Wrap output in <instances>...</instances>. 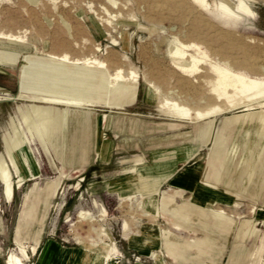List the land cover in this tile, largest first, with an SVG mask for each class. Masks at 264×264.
I'll use <instances>...</instances> for the list:
<instances>
[{
	"label": "rangeland",
	"instance_id": "rangeland-1",
	"mask_svg": "<svg viewBox=\"0 0 264 264\" xmlns=\"http://www.w3.org/2000/svg\"><path fill=\"white\" fill-rule=\"evenodd\" d=\"M116 1L0 0V156L10 162L6 137L17 140L21 135L26 143L21 142L17 154L30 158L23 164L29 176L20 186L19 173L10 166L15 182L11 200L0 178V264H6L9 254L20 256L25 264H87L88 255L98 257L99 264H232L231 253L241 245L247 250L239 264H264V189L257 192L264 186V109L241 106L216 115L209 142L190 155L198 146L200 128L212 117L194 121L169 116L145 82L149 78L162 93L198 96L209 91L205 80L194 77L192 82L174 68L167 47L175 36L185 44L201 45L213 62L226 53L240 61L250 56V61L264 66V0ZM189 53L201 57L196 46ZM55 54L96 57L112 69L133 67L140 75L135 97L112 107L108 102L114 94L99 86L93 68L86 73L63 65L62 78H84L92 96L99 97L94 91L108 96L97 106L66 108L62 146V141L58 144L38 133L28 119L33 103L19 97L36 86L30 79L53 77ZM209 62L208 58L199 67L211 75ZM46 63L49 71L39 72ZM243 71L264 77V69L258 67ZM99 117L100 138L95 131ZM219 135L230 150L221 167L209 160ZM96 139L104 142L102 149L96 148ZM198 166L207 183L184 176L186 169L194 172ZM136 173L160 181L153 197L161 209L167 205L160 214H147L141 205L145 192L130 190L127 177ZM180 175L186 184L174 182ZM190 182L195 186L187 185ZM120 183L130 184L124 194L115 188ZM245 183L251 191L236 188ZM204 188L207 192L200 191ZM216 212L226 218L220 220ZM251 223L254 231L247 232ZM146 225L163 236L158 233V244L142 252L130 236H147ZM164 235L174 241L172 256ZM206 237L214 240L212 253L199 255L197 247L188 249L184 242ZM175 242H181L180 247ZM31 246L37 251L33 253ZM112 246L116 248L111 258L105 259Z\"/></svg>",
	"mask_w": 264,
	"mask_h": 264
},
{
	"label": "bare ground",
	"instance_id": "bare-ground-1",
	"mask_svg": "<svg viewBox=\"0 0 264 264\" xmlns=\"http://www.w3.org/2000/svg\"><path fill=\"white\" fill-rule=\"evenodd\" d=\"M109 1L113 4H117L116 0ZM166 1L178 2V0ZM166 4L169 3L166 2ZM242 6L245 9H248L246 4L242 3ZM106 11L110 13L108 9H106ZM1 36L4 37L2 34ZM7 37L8 36H6V38ZM14 39L17 38L14 37ZM195 46L201 54V57H197L189 53L190 48ZM97 50L100 49L97 48ZM167 55L171 59V63L174 68L187 76V79L192 81V79L196 77V79L201 80L200 82L205 80L207 87L209 88V91L207 89L208 92L202 93V95L198 96H191L190 93L184 94L182 93L183 91H170L162 93L160 88L149 78L146 77L145 79V82H147L149 86V94L154 98H159V105L169 116L179 117L182 119L189 118L194 121H201L212 117L210 123H206L200 128L198 146L190 153V155H196L197 152L209 142L214 124L213 121L215 120L216 115L224 114L233 108L241 106L245 107L246 110H253L257 108L264 109V77L254 76L246 71H243V68L253 70L257 67L258 69L263 70L264 66H258L255 62L250 61V56L249 58H245L247 60L246 63H244L245 59H242L244 62L241 63L242 60L240 61L235 57H230L226 53H223V55L219 53L218 55H221L222 57L219 56L218 60L213 62V59L209 57L207 50H204L201 45L193 43L185 44L176 36L168 44ZM52 58L54 63L53 66H56V70L50 71L52 74L51 76L53 77L46 81H42L41 79H30V83L35 84L36 86H32L29 89L22 91L19 94V97L33 103L29 105L30 107H28V119L30 123L35 126L39 134L44 135L47 139L52 140L53 142L60 144L62 141L63 130L67 120L66 108H90L97 106L100 102L99 100L107 98L108 96V94L106 95L105 93L96 92L94 90V93L98 94L99 97L96 98L92 96L90 94L92 87L89 83H87L88 80H83L84 78L76 81L62 78L61 75L64 71L62 68L63 65L69 64L74 68H83L81 71L86 73H88L89 70L92 71L91 68H93V71L99 75H97L99 77V86H101V88L106 90L108 93L114 94V96L110 99L111 101L108 102V104L112 107L113 105H123L125 102L131 101L136 95L138 85L140 84V75L133 67L126 70L123 66H116L112 69L105 60L98 61V58L96 57L80 58L72 57L68 54H55ZM208 58L210 61L209 65L212 68L211 75L209 73L207 74L199 67L200 64L206 63ZM240 65H242V67H239ZM50 68L51 66L46 63V66L39 68V72H48ZM76 73L80 74V71L78 70ZM206 84L204 86H206ZM89 88L90 92L88 91ZM123 101L124 103H122ZM208 103V106L202 107L203 104ZM59 106H63V108ZM101 120L102 117H99L97 128L98 138H100L99 135L101 134ZM18 133L19 132H17V134ZM20 137H18L17 140L9 137V135L6 137V155L9 157L10 162L7 161L5 156L0 158V178L5 183L4 194L8 200L13 198L15 183L12 181L10 166L12 165L17 173H19L20 177L17 180L18 186L26 177V174L23 173V164L26 163L24 159L17 154L19 145L24 141V139H19ZM220 138L221 135L215 139L213 148L210 151L209 160L215 162L221 167L226 164L224 162L230 150ZM24 142L26 143V141ZM103 146L104 142L98 139V149H102ZM220 158H222L223 161H220ZM27 159H30L29 156H27ZM63 175H65L64 172ZM127 178L129 179L128 182L131 184V191L145 192V200L147 203L155 204L153 208L155 214L158 215L160 212H163L167 205L164 203V206L161 209V206L157 205V203L153 201V197L156 194L160 181H149L145 177H139L138 173ZM81 213L84 214V212ZM172 214L174 217L177 216V212ZM127 226L128 223L126 224V227ZM154 233L158 234L159 232L155 230ZM134 240L135 238L132 236L131 241L134 242ZM21 247L23 254L27 256L28 251L26 247H24V245H21ZM115 248L116 247L113 246L110 247L106 253L105 259L111 258L110 253ZM31 251L33 253L36 252L37 247L31 246ZM6 264H25V262L16 254H9ZM109 264H113V262Z\"/></svg>",
	"mask_w": 264,
	"mask_h": 264
},
{
	"label": "crops",
	"instance_id": "crops-1",
	"mask_svg": "<svg viewBox=\"0 0 264 264\" xmlns=\"http://www.w3.org/2000/svg\"><path fill=\"white\" fill-rule=\"evenodd\" d=\"M22 109V108H21ZM21 109L19 108V111H20V114H21ZM96 131V134H97V130H95ZM5 135L6 134H4V138H3V140H4V143H5ZM78 136V135H77ZM64 140H65V137L62 139V143H61V146L63 145V143H64ZM97 141H95V146H96V148L98 147V139H96ZM74 142V141H73ZM78 141H75L74 142V144H76ZM96 142H97V144H96ZM78 144V143H77ZM77 144H76V146H77ZM5 150H6V143H5ZM5 154H7L6 153V151H5ZM1 157V156H0ZM22 158V157H21ZM22 159H24V161H25V163H27V164H29V162H30V160H28L27 159V156L26 157H24V158H22ZM198 169H199V166H198V168H196V171H194V172H190L189 170H185L184 171V176L186 177L188 174H190V175H192V177H193V180H195L196 181V183H198V182H200V180H201V182L203 183H207L206 182V179H204L203 178V176L201 175V174H198ZM38 174V170L36 169L35 170V175H37ZM32 175V174H31ZM28 176L29 175H26V177L24 178V180H23V182L28 178ZM186 178H183V176L182 175H180V176H177V177H175V180H174V182L175 183H177V184H183L184 185V183L186 184V180H185ZM3 182V181H2ZM23 182H21V184L20 185H22L23 184ZM163 182V181H162ZM4 183V182H3ZM5 184V183H4ZM162 184V183H161ZM189 184H192L193 186H195V182H190V183H188L187 185H189ZM19 185V186H20ZM197 185V184H196ZM199 185V184H198ZM208 185V184H207ZM14 186H15V183H14ZM130 186V184L129 183H120L117 187H115L121 194H124V193H126V191L129 189L128 187ZM208 186H210V185H208ZM207 186V187H208ZM242 186H244V188L246 187V188H248V190L249 191H251L250 190V187L252 188V186H250V185H248L247 183H245V184H242V185H237V187L236 188H241ZM210 187H214V186H210ZM264 189V186H261V187H259L258 189H257V192H258V190L260 189ZM200 191H206V188H204V189H202V190H200ZM207 192V191H206ZM206 192L204 193L205 195H207L206 194ZM201 194H203L202 192H200ZM258 195H259V193H257ZM205 195H203V196H205ZM164 197H167V196H165V194H164ZM167 199H168V201H170V198L169 197H167ZM195 199H200V198H195ZM94 204L95 205H98V202L96 201V200H94ZM141 205H142V207L144 208V210L146 211V213L147 214H149V215H157V214H155V212H154V203H147V201L146 200H143V198H142V200H141ZM179 207V206H178ZM176 208V207H175ZM181 208H182V206H181ZM103 210H105V209H103ZM106 211V210H105ZM182 211L184 212V208H182ZM215 215H216V217L217 218H219L220 220L221 219H224V218H226V215H223V214H221V213H219V212H216L215 213ZM127 222H125V224H126ZM125 224H124V227H125ZM145 229H146V232H147V236H145V237H143V238H137L136 236H134L135 237V240H134V242H132L131 241V237L132 236H130V241H131V244L132 245H134L135 247H138V249L140 250V251H142V252H144V251H147L150 247H152V246H155V245H157L158 244V241H159V239H158V237H159V234L161 235V233H159V234H156V233H154V231L155 230H157V228L156 227H154L153 225H146L145 226ZM254 224L253 223H251L250 224V227H249V229L247 230V232H253L254 230ZM18 231H21V226H19L18 227ZM162 236H163V233H162ZM168 236L167 235H164V238H165V247H166V250H167V252H168V254H170V253H173V248H172V243L174 242V241H171V240H169L168 238H167ZM199 241L198 242H195V241H184V242H187V244H188V249L189 248H191V247H197L198 249H199V255H203V254H208V253H212V250H213V244H214V240L212 239V238H210V237H206V238H202V239H198ZM37 241H39V240H37ZM150 241L152 242L151 244H150ZM176 244V246L175 247H180V243L181 242H175ZM19 244H21V243H19ZM240 246V245H239ZM246 248L244 247V246H242L241 245V247H239V248H237V250H235V251H233L232 253H231V257H230V260L229 261H232V264H239L240 263V261H241V259H242V255L246 252ZM152 254L153 255H158L157 254V252H152ZM171 255V254H170ZM172 256V255H171ZM91 257H94V262L92 263V261H91ZM99 260H98V257H96V256H90V255H88V257H87V264H99ZM228 264V263H227Z\"/></svg>",
	"mask_w": 264,
	"mask_h": 264
}]
</instances>
